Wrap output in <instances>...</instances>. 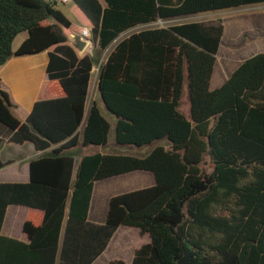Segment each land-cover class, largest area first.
Instances as JSON below:
<instances>
[{"label":"trees","instance_id":"1","mask_svg":"<svg viewBox=\"0 0 264 264\" xmlns=\"http://www.w3.org/2000/svg\"><path fill=\"white\" fill-rule=\"evenodd\" d=\"M70 2L76 22L90 30L95 59L72 42L73 21L56 0H0V66L47 52V77L64 92L37 101L21 121L0 89V146L30 143L44 153L30 162L29 182L0 183V264H93L121 226L151 237L131 264H264V52L244 59L212 90L223 21L141 29L123 38L101 65L98 92L116 117L115 143L157 144L149 153L98 152L76 164L70 152L80 144L82 123L83 146L109 142L112 124L98 103L86 121L85 111L95 64L121 35L264 0ZM185 87L190 118L180 111ZM205 158L210 173L202 167ZM11 163L0 157V169ZM134 171L152 173L156 183L113 196L105 222L90 221L95 183ZM10 205L43 213L40 220L27 217L28 242L1 233Z\"/></svg>","mask_w":264,"mask_h":264},{"label":"crops","instance_id":"2","mask_svg":"<svg viewBox=\"0 0 264 264\" xmlns=\"http://www.w3.org/2000/svg\"><path fill=\"white\" fill-rule=\"evenodd\" d=\"M62 2V1H61ZM63 3V2H62ZM68 4V3H64ZM71 8V5H70ZM86 28L82 25H80L77 22H72V31H73V36H72V42H76V40H79L77 38H80L86 42V52L89 53L88 49L90 47H93V44L89 42L88 40H84L83 37L81 36L82 30ZM140 28V27H139ZM136 28L133 29L130 32V34L140 31L141 29ZM136 30V31H134ZM227 35V25L224 24V35L222 39V44L220 46V50L223 47L225 43V38ZM126 37V34L121 35L118 40L114 43L112 47H110L103 58L100 61V64L98 67H94L93 72L95 74L93 78V73L91 77V83H90V97L88 99V102L86 104V111H85V121L88 117V114L90 112L91 106L93 105L94 102H97L100 109L102 110L103 114L110 120L111 124L113 122L115 126V121L116 117L106 109V107L103 105L102 100L100 99V95L98 92V75H99V69L101 65L106 61L109 53L112 51V49L123 39ZM27 39V37H26ZM25 39V40H26ZM16 40V39H15ZM24 40V41H25ZM23 41V42H24ZM83 41H79L82 43ZM15 42V41H14ZM20 47V46H19ZM19 47H15L13 44V50L16 51ZM219 50V52H220ZM219 54V53H218ZM218 57V55H217ZM49 61V56L47 52H42L40 54L32 55V56H25V57H13L11 58L2 68L0 71V89H2L1 85L4 84L7 86V88L10 90L8 92L11 101L13 104L16 106V108L13 110L14 114L18 110L19 106H22L24 108V116L21 118V121H25L27 116L30 114L32 111L34 104L37 101L40 100H46V99H54V98H60L64 96V92L62 88L59 85L58 81H50L47 77L46 74V67ZM28 62L30 64H33L35 62H40L42 63V71H41V76L39 81H36V84H25L21 88H17L16 86L13 85L12 81L10 80L9 76H12V78H17L16 74L19 64ZM14 65V71L13 68L8 74V68L10 66ZM217 66V62H216ZM215 66L214 73L212 76V81H211V86L213 84V81L216 80L218 84H221V86L224 84V82L230 77V75L237 69V67L232 70L231 72H221V74H217V67ZM15 72V75L12 74ZM31 78L34 81L35 80V75H33V72H31ZM32 81V82H33ZM220 86V87H221ZM45 87V88H44ZM186 88V87H185ZM218 88V87H217ZM216 88V89H217ZM187 89V88H186ZM3 90V89H2ZM92 96V97H91ZM183 100V99H182ZM183 103V102H182ZM182 106V104H181ZM180 111L181 107H180ZM105 112V113H104ZM183 113V112H182ZM19 119V118H18ZM85 123H82L81 127L78 130V135H79V142L80 144L73 150H71V154L75 156L76 159V164L79 163L81 158L84 155L87 154H93V153H98L100 150L106 151V153L102 154H108V153H123L122 149H125L124 153L126 154H133V155H144L146 153H149V151L153 147H149L148 150L142 151L143 148H136L133 146H118L116 143L111 144L108 142L106 146H83L81 144L82 142V133L84 130ZM28 144V143H25ZM25 144L19 145L15 144L18 146H24ZM30 144V143H29ZM32 145V144H31ZM2 147V146H0ZM33 150L29 155L27 153H24V156L22 157H15L13 155H10L8 159L3 160L1 152H0V157L2 161H12V163L6 167L16 165L18 164V169L17 171H12V172H4L3 169L6 167L0 169V183H27L30 181V162L40 156H42L44 153L43 152H37L34 149V146L32 145ZM82 147V148H81ZM84 149V150H82ZM130 150H133V152H130ZM91 152V153H90ZM79 154V155H76ZM16 158L12 159V158ZM130 179L133 181H145L149 185H144L141 187H130V189H120V181L121 179ZM156 183L155 177L152 173L146 172V171H134L131 173H127L124 175L112 177L106 180L98 181L95 183L94 186V192L92 196V203L89 211V220L95 223H104L106 220L107 212H108V204L109 200L118 194L121 193H126L134 190H139V189H144L147 187H151ZM95 201H96V206L95 207ZM43 216L42 211L34 208H29L26 206H21V205H10L8 206L6 210V214L4 217L3 225H2V230L1 233L2 235L6 237H11L15 239H19L24 242H28V237L27 235L23 232V225L27 219V217H33L36 220H40ZM99 216V219H98ZM122 227L126 226H121L114 237L112 238L108 248L106 251L93 263V264H109L112 261L115 260H122L126 264H131L134 258V254L137 249H139L142 245L148 244L151 242V237L148 233L143 234L139 229L133 228V227H128L134 229L131 232L124 233V235H118L120 232V229ZM133 232V233H132ZM137 234L142 237L145 236L146 240L145 241H138L136 240L135 236ZM135 242V243H134Z\"/></svg>","mask_w":264,"mask_h":264},{"label":"rangeland","instance_id":"3","mask_svg":"<svg viewBox=\"0 0 264 264\" xmlns=\"http://www.w3.org/2000/svg\"><path fill=\"white\" fill-rule=\"evenodd\" d=\"M56 1L58 2V5H57L58 9H60L68 18H70L75 23L76 20L70 12L71 2L68 4H63L61 2L62 0H56ZM218 20L223 21V23L227 25V35L225 38V43L223 47L221 48L218 54V57H217V66H216L217 74H221V72H227V73L231 72L237 66H239L244 59L249 58L257 53L264 52V4L245 6V7H241L237 9H229V10H223V11L208 12V13H203V14L194 15L190 17L158 21L157 23L147 25L144 27L139 26L140 28L139 27L137 28L144 29V28H152V27H165V26L192 22V21H218ZM136 32H139V31H136ZM128 34H130V32L126 33V36ZM26 37H28V34L26 32L20 34L16 38L14 42V46L19 47L23 43V41L26 39ZM86 50L87 49H85V52ZM88 52L91 56H93L94 59H95L94 57L95 53L99 57V54L98 52H95L94 47H90L88 49ZM105 53L106 51L101 55V58L99 61H101ZM2 68L3 66H0V71L2 70ZM12 68L14 71V68H15L14 65L13 66L11 65L8 68V74ZM95 68H96V64H95ZM41 71H42V63L35 62L33 64H30L28 62H25V63L19 64V68L17 71L19 75L16 74L17 78L16 77L12 78V76H9V78L12 81L14 86H16L17 88H21L25 84L27 85L36 84V81H39L40 79ZM31 72H33V75H35L34 81L31 78ZM94 72H93V78L95 76ZM12 74L15 75V72H13ZM216 80L213 81V84L211 86L212 90L216 89L217 87L219 88L221 86V84H218ZM1 87L3 90L10 92V90L7 88L6 85L2 84ZM182 102L183 103L181 106V110L188 118H190V100H189V95H188L186 88L184 89ZM24 113H25L24 108L22 106H19L18 110L15 112V116L21 119L23 118ZM109 142H110V145L113 143L115 144V128H114L113 122H112V129L109 135ZM155 145L157 144H154L151 147H154ZM162 145H166V143L163 142ZM1 146L2 147H0V152H1L3 160L8 159L10 155H13L15 157L16 156L22 157L24 156L25 152L27 153V155H29L31 151L33 150L32 145L29 143L25 144L24 146H18L15 144H3ZM148 148L149 147H143L142 151L148 150ZM124 151L125 149H122L123 153ZM100 152L106 153V151L104 150H100ZM130 152H133V150H130ZM76 155H79V154H76ZM15 157L12 159L16 160ZM202 167L204 170H206L207 173H210L213 169L208 158H205L204 163L202 164ZM17 169H18V164L6 167L5 169H3V171L5 173L6 172L9 173L12 171H17ZM146 184L147 182L143 180L139 182V181H133V180L126 178L123 180L121 179L119 188L120 189H130V187H141ZM96 206L97 205L95 201V207ZM98 219H99V216H98ZM133 230L134 229L132 228L122 227L118 235L119 236L124 235V233L127 234V232H131ZM135 238L138 241L146 240L145 236L140 237L137 234V232H136Z\"/></svg>","mask_w":264,"mask_h":264},{"label":"water","instance_id":"4","mask_svg":"<svg viewBox=\"0 0 264 264\" xmlns=\"http://www.w3.org/2000/svg\"><path fill=\"white\" fill-rule=\"evenodd\" d=\"M77 39H79V40H76V42H74V45L80 50V51H85V48H86V42L85 41H83L82 39H81V37L80 38H77ZM84 39V38H83ZM84 40H86V39H84ZM79 41H83L82 43H80ZM102 103H103V105L105 106V104H104V102L102 101ZM107 109V108H106Z\"/></svg>","mask_w":264,"mask_h":264},{"label":"built area","instance_id":"5","mask_svg":"<svg viewBox=\"0 0 264 264\" xmlns=\"http://www.w3.org/2000/svg\"><path fill=\"white\" fill-rule=\"evenodd\" d=\"M62 2H63V3H69L70 0H62ZM81 36H82L84 39H86V40L90 39V38H91L90 30L87 29V28H84V29L82 30V32H81Z\"/></svg>","mask_w":264,"mask_h":264}]
</instances>
